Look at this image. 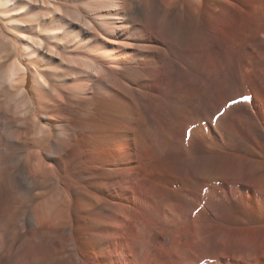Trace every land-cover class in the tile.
Listing matches in <instances>:
<instances>
[{
  "label": "bare ground",
  "instance_id": "obj_1",
  "mask_svg": "<svg viewBox=\"0 0 264 264\" xmlns=\"http://www.w3.org/2000/svg\"><path fill=\"white\" fill-rule=\"evenodd\" d=\"M234 18L264 61V0H0V264H264V143L147 113L173 26Z\"/></svg>",
  "mask_w": 264,
  "mask_h": 264
},
{
  "label": "rangeland",
  "instance_id": "obj_2",
  "mask_svg": "<svg viewBox=\"0 0 264 264\" xmlns=\"http://www.w3.org/2000/svg\"><path fill=\"white\" fill-rule=\"evenodd\" d=\"M244 20H229L213 35L214 38L200 37L199 31L186 22L173 26L176 37L168 52L161 56L164 64L156 79L157 97L149 99L147 113L151 129L155 130L157 125L168 129L175 121L181 127L186 118L200 120L204 116L206 119L196 123L195 128L202 126L201 129H207L206 133L211 130L213 138L205 143L198 137L192 146V151L203 157L209 151L212 155L243 152L254 137L264 143V118L255 105V92L264 88V71L258 69V66L264 69V61L258 63L248 54H240L242 46H231V38ZM29 76L31 85V74ZM208 110V117L202 115ZM156 136L159 140L160 135ZM203 143L211 145L205 150ZM219 182V186L224 184ZM169 258V255L158 256L154 261L164 264L169 263Z\"/></svg>",
  "mask_w": 264,
  "mask_h": 264
},
{
  "label": "snow or ice",
  "instance_id": "obj_3",
  "mask_svg": "<svg viewBox=\"0 0 264 264\" xmlns=\"http://www.w3.org/2000/svg\"><path fill=\"white\" fill-rule=\"evenodd\" d=\"M245 99H247V98L245 97Z\"/></svg>",
  "mask_w": 264,
  "mask_h": 264
}]
</instances>
